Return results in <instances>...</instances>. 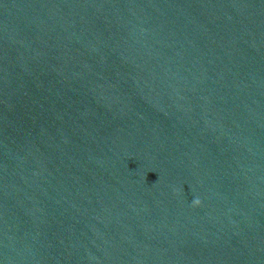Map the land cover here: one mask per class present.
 <instances>
[{
	"label": "water",
	"instance_id": "95a60500",
	"mask_svg": "<svg viewBox=\"0 0 264 264\" xmlns=\"http://www.w3.org/2000/svg\"><path fill=\"white\" fill-rule=\"evenodd\" d=\"M0 264H264V0H0Z\"/></svg>",
	"mask_w": 264,
	"mask_h": 264
}]
</instances>
